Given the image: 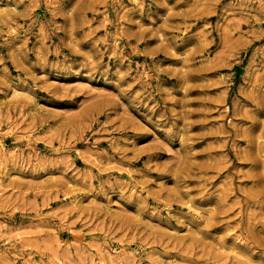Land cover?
<instances>
[{
    "label": "rangeland",
    "instance_id": "374dc122",
    "mask_svg": "<svg viewBox=\"0 0 264 264\" xmlns=\"http://www.w3.org/2000/svg\"><path fill=\"white\" fill-rule=\"evenodd\" d=\"M0 264H264V0H0Z\"/></svg>",
    "mask_w": 264,
    "mask_h": 264
}]
</instances>
